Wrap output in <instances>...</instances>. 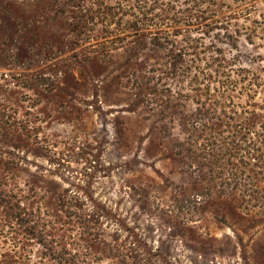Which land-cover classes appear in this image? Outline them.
Returning <instances> with one entry per match:
<instances>
[{"label": "rangeland", "instance_id": "obj_1", "mask_svg": "<svg viewBox=\"0 0 264 264\" xmlns=\"http://www.w3.org/2000/svg\"><path fill=\"white\" fill-rule=\"evenodd\" d=\"M98 1L134 2L74 3ZM157 7L169 11L140 20L145 32L132 38L64 22L58 49L39 25L0 31V191L51 227L56 255L65 248L74 261L264 264V151L249 169L256 187L220 196L208 190L205 168L187 170L177 150L206 119L221 130L233 122L224 116L264 125V0ZM41 72L57 76L52 91L35 83ZM9 209L0 208L6 231L16 227Z\"/></svg>", "mask_w": 264, "mask_h": 264}, {"label": "trees", "instance_id": "obj_2", "mask_svg": "<svg viewBox=\"0 0 264 264\" xmlns=\"http://www.w3.org/2000/svg\"><path fill=\"white\" fill-rule=\"evenodd\" d=\"M7 1L8 4L0 9V31L13 28L18 30V27L21 31H32L30 25L34 30L37 29L35 26L39 25L47 29L46 38L51 39V45L57 44L58 49L61 48V40L59 37L54 40V37L58 36L57 31L61 30L60 24L64 22L73 26L75 31H87L89 26L95 29L102 26L107 31H127L126 38H132L145 32L144 28H140V20L149 18L158 10L164 13L169 11V8L157 7L159 0H134L131 6H127L128 1L126 5H123L121 1H115L111 5H108L106 1H98L96 4H89L88 7H78L74 3L84 0ZM115 10H127V15L119 17ZM29 17L31 20L28 19ZM3 24L6 26L4 27ZM42 28L41 31H45ZM160 30L161 27L154 32L155 37L162 40L168 32ZM119 40L124 41L125 38L116 39L114 43ZM47 43L50 45L49 42ZM22 46L35 48L36 51V46L32 41L25 40ZM88 59L86 57L84 60ZM53 73L56 72L53 71ZM35 78L36 84L47 86L49 91L55 88L57 76L41 72ZM18 86L17 83L9 85L12 88ZM2 111L3 105L0 113ZM243 116L238 115L237 118L236 115L224 116L223 118L227 121L233 122L227 124L223 130L220 129L218 123H214L215 129L210 128L209 125L213 119H206L204 124L190 128L185 139L178 143V156L187 170L193 169L194 172H199V167L205 168L204 176L208 179L210 184L208 190L212 194L224 196L240 190L245 194L256 187V183L249 179V169L258 166L263 159L264 125L262 122L258 123L256 119L251 120L254 123L249 124L248 118L242 119ZM5 122L8 124V119L5 120L4 115ZM19 122H21L20 119L15 117L10 121V126L18 128ZM29 124H26L24 129L29 128ZM3 126L4 129L8 127L5 124ZM258 126L259 132L253 133L252 130H257ZM8 195L0 191V208L7 203L10 204L6 217L14 221L16 227L14 229L11 222L8 223L7 231L0 227V257H3L0 259V264H51L52 260H56L55 264H88L85 259L74 261L66 252L68 249L65 248H60L57 256L55 244L53 245L50 241L52 228L42 223L35 213L26 207L27 205L23 206L19 202H14L13 197ZM81 211L80 208H76L73 213L76 217H80Z\"/></svg>", "mask_w": 264, "mask_h": 264}, {"label": "bare ground", "instance_id": "obj_3", "mask_svg": "<svg viewBox=\"0 0 264 264\" xmlns=\"http://www.w3.org/2000/svg\"><path fill=\"white\" fill-rule=\"evenodd\" d=\"M199 116H200V115H199ZM215 117H216V116H215ZM228 120H229V119H228ZM210 121H211V120H210ZM225 124H226V123H225ZM220 125H221V124H220ZM210 126H211V125H210ZM214 126H215V125H214ZM216 129H217V127H216ZM114 141H115V140H114ZM189 146H190V145H189ZM196 151H197V150H196ZM206 160H207V159H206ZM201 161H202V160H201ZM109 163H114L112 158H109ZM110 167H111V168H109V169L107 168V169H106L108 173H110V172L113 170V168H114L112 165H110ZM199 168H200V167H199ZM190 171L193 172L194 170L192 169V170H190ZM201 176H202V175H201ZM170 238H171V237H170ZM57 250H58V249H57ZM52 252H54V251H52ZM119 252H120V251H119Z\"/></svg>", "mask_w": 264, "mask_h": 264}]
</instances>
